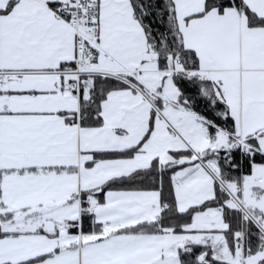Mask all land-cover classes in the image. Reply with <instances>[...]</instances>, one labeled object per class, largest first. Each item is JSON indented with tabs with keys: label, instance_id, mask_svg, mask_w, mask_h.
Returning a JSON list of instances; mask_svg holds the SVG:
<instances>
[{
	"label": "snow or ice",
	"instance_id": "6c2138e0",
	"mask_svg": "<svg viewBox=\"0 0 264 264\" xmlns=\"http://www.w3.org/2000/svg\"><path fill=\"white\" fill-rule=\"evenodd\" d=\"M0 264H264V0H0Z\"/></svg>",
	"mask_w": 264,
	"mask_h": 264
}]
</instances>
